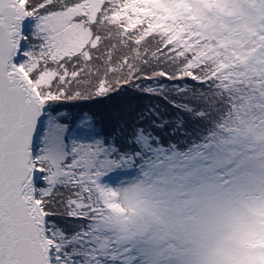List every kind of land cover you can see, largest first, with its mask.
<instances>
[{
	"label": "snow or ice",
	"instance_id": "obj_1",
	"mask_svg": "<svg viewBox=\"0 0 264 264\" xmlns=\"http://www.w3.org/2000/svg\"><path fill=\"white\" fill-rule=\"evenodd\" d=\"M0 264H264V0H0Z\"/></svg>",
	"mask_w": 264,
	"mask_h": 264
},
{
	"label": "trees",
	"instance_id": "obj_2",
	"mask_svg": "<svg viewBox=\"0 0 264 264\" xmlns=\"http://www.w3.org/2000/svg\"><path fill=\"white\" fill-rule=\"evenodd\" d=\"M191 87V86H189ZM126 101H127V106H128V111L132 113L133 115H130L127 117L128 120H131L134 118V114L136 112H139L143 109L145 105H148L150 103L148 98H141L139 94L133 90H128L127 95H126ZM154 102V101H152ZM100 106H93L89 105L87 107H83L82 109H75V110H69V115L71 116V113L75 111L77 114L80 112L83 113H88V112H95L99 111Z\"/></svg>",
	"mask_w": 264,
	"mask_h": 264
},
{
	"label": "rangeland",
	"instance_id": "obj_3",
	"mask_svg": "<svg viewBox=\"0 0 264 264\" xmlns=\"http://www.w3.org/2000/svg\"><path fill=\"white\" fill-rule=\"evenodd\" d=\"M113 180H115V176H113Z\"/></svg>",
	"mask_w": 264,
	"mask_h": 264
}]
</instances>
